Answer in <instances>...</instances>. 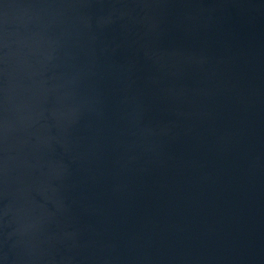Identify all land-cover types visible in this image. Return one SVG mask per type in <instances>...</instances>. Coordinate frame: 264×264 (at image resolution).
<instances>
[{
    "label": "water",
    "instance_id": "obj_1",
    "mask_svg": "<svg viewBox=\"0 0 264 264\" xmlns=\"http://www.w3.org/2000/svg\"><path fill=\"white\" fill-rule=\"evenodd\" d=\"M0 264H264V0H0Z\"/></svg>",
    "mask_w": 264,
    "mask_h": 264
}]
</instances>
